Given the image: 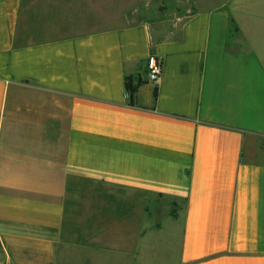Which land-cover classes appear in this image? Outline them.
Wrapping results in <instances>:
<instances>
[{
	"label": "crops",
	"instance_id": "0c3cea01",
	"mask_svg": "<svg viewBox=\"0 0 264 264\" xmlns=\"http://www.w3.org/2000/svg\"><path fill=\"white\" fill-rule=\"evenodd\" d=\"M188 1L158 37L120 23V0H0V245L16 264H161L138 193L171 202L175 264H264V0Z\"/></svg>",
	"mask_w": 264,
	"mask_h": 264
},
{
	"label": "rangeland",
	"instance_id": "374dc122",
	"mask_svg": "<svg viewBox=\"0 0 264 264\" xmlns=\"http://www.w3.org/2000/svg\"><path fill=\"white\" fill-rule=\"evenodd\" d=\"M120 3L121 12L126 15V18L119 20L120 23L146 22L150 26L152 34L158 37L171 35L182 21L181 19L193 10V6L188 0H120ZM137 198V201L143 198L144 205L147 207L144 213L151 217L153 221L151 231L147 227L143 230V233L144 231L147 234L152 232L154 235L150 245L152 247L160 246L161 243L158 240H161L160 235H163L162 245L164 246V251L158 263L175 264V259L172 258L171 253L172 244L170 242L166 244V238L168 237L170 240L173 228L170 220L169 223L165 221V219H170L171 206L169 203L171 202L168 198L155 194L141 195V193H138ZM167 246H169L168 254L165 251ZM0 264H16L7 257L1 245Z\"/></svg>",
	"mask_w": 264,
	"mask_h": 264
},
{
	"label": "trees",
	"instance_id": "16d2710c",
	"mask_svg": "<svg viewBox=\"0 0 264 264\" xmlns=\"http://www.w3.org/2000/svg\"><path fill=\"white\" fill-rule=\"evenodd\" d=\"M228 35L226 39V48L231 49L233 43H239L235 42V39L240 37L239 27L237 26L235 20L232 18L231 15H229L228 19ZM242 44H237V46H241ZM141 83V80H137L136 82L133 81L130 77L126 78L125 81V87L126 91L128 92L129 97V104L135 105L136 104V91L138 85ZM156 94V91H155Z\"/></svg>",
	"mask_w": 264,
	"mask_h": 264
},
{
	"label": "built area",
	"instance_id": "2783aa9c",
	"mask_svg": "<svg viewBox=\"0 0 264 264\" xmlns=\"http://www.w3.org/2000/svg\"><path fill=\"white\" fill-rule=\"evenodd\" d=\"M146 75L147 80L150 82H157L162 71V62L161 59H158L155 54H150L146 58ZM128 96V92H126Z\"/></svg>",
	"mask_w": 264,
	"mask_h": 264
}]
</instances>
